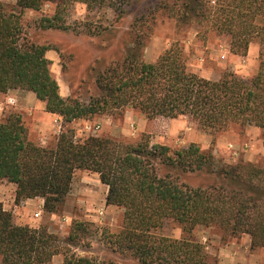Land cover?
Segmentation results:
<instances>
[{"label": "trees", "instance_id": "1", "mask_svg": "<svg viewBox=\"0 0 264 264\" xmlns=\"http://www.w3.org/2000/svg\"><path fill=\"white\" fill-rule=\"evenodd\" d=\"M20 12L0 5V94L12 90L34 93L48 113L62 117L64 126L111 111L138 108L147 119L188 117L214 132L230 125L254 126L264 132V62L259 73L244 79L226 73L220 80L188 70L183 50L172 46L155 63L143 58L152 28L136 19L123 59L95 72L98 96L88 101L64 98L52 75L51 50L30 41L22 12L56 5L42 20L43 29H65L64 6L81 2L122 10L132 0H16ZM179 0L167 11L182 29L196 23L205 34L229 39L231 52L246 56L251 44H264V0ZM128 46V47H129ZM134 50L136 52H134ZM264 145V136H263ZM98 174L108 187L107 204L124 210L122 230L111 236L116 251L136 264H216L201 242L176 239L159 231L176 222L191 232L197 226L215 227L225 236L249 235L252 248L264 247V169L240 161L220 165L213 152L198 144L172 152L149 140L136 144L90 136L76 141L71 128L54 145L28 140L19 114L0 121V180L16 185L15 203L44 199V212L54 214L65 203L76 171ZM183 181V182H182ZM89 225L76 222L66 239L45 226L17 224L0 203V264H115L80 256L72 247L85 238Z\"/></svg>", "mask_w": 264, "mask_h": 264}, {"label": "rangeland", "instance_id": "2", "mask_svg": "<svg viewBox=\"0 0 264 264\" xmlns=\"http://www.w3.org/2000/svg\"><path fill=\"white\" fill-rule=\"evenodd\" d=\"M132 1L131 5L123 8L124 13L121 16L122 10L115 11L105 5L88 7L81 2H70L64 6L61 17L65 29L41 27L43 18L55 15V4H45L40 11L22 12V23L27 38L36 44L51 48L47 57L52 61V75L58 82L64 98L88 101L91 97L98 96L95 72H103L112 63L121 61L126 49L133 48L132 45L129 46L132 39L128 34L134 21L142 16H146L144 25L152 28L142 52L144 60L148 63L157 62L172 46H180L188 70L203 78L220 80L226 73H232L240 78L251 79L259 73L261 63L264 62V44L259 40L251 44L246 56L236 55L231 52L227 37L212 32L205 34L196 23L182 21L183 27L179 29L177 20L168 13L166 5L171 7L178 0ZM181 2L184 3L179 0V5ZM16 3V0H0V5L7 11L19 13L20 9ZM27 97L21 100L0 94V121L11 114H19L27 128L28 140L41 146L54 145L59 135L68 128L73 130L76 141L90 136L107 137L133 144L149 140L151 145L162 144L170 147L172 152L190 145L178 144L177 140L173 143H153L154 135L140 133L137 129L138 117L145 115L136 107L105 112L64 126V121L59 115H45L41 107H45V103L34 93L30 92ZM26 106L30 111L26 112ZM57 117L62 119L63 124L56 121ZM186 118L194 130L210 136V147L201 148L205 151L211 150L218 164L236 165L242 160L264 169L262 129L232 124L226 130L214 132ZM96 127L99 128L96 130ZM179 138L183 136L180 135ZM222 140L224 143L220 144ZM97 176L99 177L98 174L83 170L76 171L65 203L54 214H46L38 206L24 208L21 204L23 201L16 204L14 184L3 180H0V203L14 216L17 224L36 228L45 226L63 240L68 238L76 222H84L89 225V230L85 238L79 245L72 247V250L80 256L102 262L136 264L131 256L116 251L110 244L111 236L122 230L124 210L107 204L105 189L97 181ZM159 233L176 239L191 238L201 242L216 264H264V247L253 249L252 239L246 234L239 237L225 236L220 229L205 226H197L188 233L176 222H167ZM63 261L64 256L60 254L53 258L52 263L62 264Z\"/></svg>", "mask_w": 264, "mask_h": 264}, {"label": "crops", "instance_id": "3", "mask_svg": "<svg viewBox=\"0 0 264 264\" xmlns=\"http://www.w3.org/2000/svg\"><path fill=\"white\" fill-rule=\"evenodd\" d=\"M30 94V92L24 91V90H12L8 92L7 94H4L8 97H14V98H19L22 100V98H28L27 95ZM16 100V99H15ZM18 99L16 100V102ZM20 103V101H18ZM27 107V106H26ZM45 115L48 117H56V114H51L46 112L45 107L42 105L41 106ZM32 108V107H31ZM30 111L29 107H27L26 112ZM139 119L137 120V129L140 131V133H149L154 135L152 137L153 143H161L162 141L166 142H174L177 140L176 143L184 145L185 143L189 144H198L203 147V149H208L211 144V138L210 136H206L203 134L201 131L194 130L192 126L188 124L186 121V117L178 118V119H170V118H164V117H158L153 120H148L144 116L138 117ZM56 121H61V124H63L62 119L57 117ZM58 123V122H57ZM75 123V122H74ZM56 129V128H54ZM182 135L183 138H179V136ZM224 143L222 140L220 142ZM162 145V144H161ZM166 145V144H165ZM219 146V145H218ZM216 146V147H218ZM264 149V147H263ZM215 152L216 149H215ZM98 177V176H97ZM102 187H104L106 196L108 195V187L104 184L101 183L99 177L97 180ZM15 189L16 186L14 185ZM22 206L24 208H29V207H35L38 206L41 209L44 210V199L42 198H35V199H28L23 201ZM17 207V206H16ZM224 252H222V255ZM220 264H224L221 262Z\"/></svg>", "mask_w": 264, "mask_h": 264}, {"label": "built area", "instance_id": "4", "mask_svg": "<svg viewBox=\"0 0 264 264\" xmlns=\"http://www.w3.org/2000/svg\"><path fill=\"white\" fill-rule=\"evenodd\" d=\"M99 127H96V130L98 129Z\"/></svg>", "mask_w": 264, "mask_h": 264}]
</instances>
